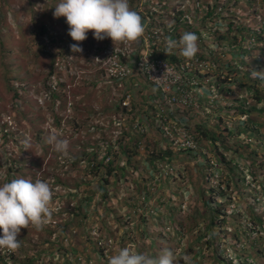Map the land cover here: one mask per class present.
Masks as SVG:
<instances>
[{"label": "clouds", "instance_id": "1", "mask_svg": "<svg viewBox=\"0 0 264 264\" xmlns=\"http://www.w3.org/2000/svg\"><path fill=\"white\" fill-rule=\"evenodd\" d=\"M116 1L33 0L34 3L26 4V6L33 9L38 3L41 8H44L43 11L48 14L47 17H41L42 10L37 14V18L42 19L40 20L42 23L36 25L35 28L37 29L33 34L34 42L39 47L38 53H45L52 60L55 54L60 53L64 58V62H68L69 66L72 67L71 73L68 74V80L62 79L61 75L60 78L50 79L52 74L51 69H48V77L51 81L47 85L44 84V98L51 103V117L58 132L63 131L64 123L67 124L63 117L59 115V112L61 115L70 118L71 107L72 114L75 113L74 109H76L70 97L72 88L76 85L77 80H80L78 77L80 72L76 70L75 61L72 60L74 55H76L74 60L83 57L87 65L88 75L82 84L91 89L101 88V92L88 105V114L80 116L89 121L92 118L110 114L113 119L111 121L113 126H124L127 131L119 132V135L114 137V142L100 141L99 139H103L100 131V138L91 142L89 140H79L74 135L76 141V144H73L74 153H53V165L60 164V167L66 166L69 168H74L78 164L82 165L80 177L77 180H72L71 185L73 186L69 187L58 178H41V182L45 184L51 186L55 184L52 188L53 191L55 188H63V196L68 199L74 200V197L82 196L77 199L75 205H72L67 216H73L74 213H77V206L85 214V218H83L84 225L81 227L85 230L83 235L85 234L86 244L76 245L73 243L69 237V231L77 227L73 220L67 219L65 222L60 221V224L66 228V234L61 237L64 238L61 241L64 246L74 249V251L69 252L66 257H61L56 251L57 243H55V239L60 237L61 227L57 228L56 225L59 223H54V217L59 207L49 205L51 198L44 199L40 197L41 201L35 203L36 205L31 208V219L23 209H21L18 216H27L30 221L39 222L38 226L33 224V227H40L46 230L48 234H51L53 227L54 230L59 229L58 233L53 234L56 238L51 242L47 241V245L51 247V250L45 251L48 257L47 264H52L53 261L51 262L50 259L53 260L52 258L55 255L57 256L54 260L55 264L136 263V252L133 251V246L129 244L131 241L129 234H123L122 242L119 240L120 234L116 243H114L115 236L111 238L109 230L107 232L101 231L100 225L97 226V223H91L90 219L93 216H88V202L85 201L88 195L86 185L92 180V174L95 171L93 166L96 161L91 158L90 154L96 152V155L105 156L101 166L106 167L109 163H112L121 168V170L115 169L109 176L105 171L100 173V178L108 182L106 187L109 197L107 209L110 211L112 219L110 222L117 224L114 218L127 221L128 227L121 228L129 231L134 230L133 227L146 230L159 228L153 234L154 238L159 240L157 244H162L161 241H163L169 247L175 249L172 254L160 256L162 263L181 264L177 262L178 258L175 256L180 249L176 248L187 241L185 240L186 236L190 238L194 234H197L196 238L201 240L202 244V232H204L208 236H215L216 241L212 245L218 241H223V244L229 248L228 250L222 247L221 250H218L212 246L207 251L209 254H213L214 249L219 254L221 262L264 264V173L260 172L258 167L252 168L248 167L246 163H242L239 165L238 172L234 171L231 174L227 180L229 185L225 187L223 182L225 181L226 172L221 170L218 163L213 159L211 151L207 147L206 142L208 140L199 135L202 132L199 123L203 121V112H215L219 115L231 112L237 121L236 127L242 129V122H245L247 117L245 114L233 113L232 108L238 107L240 111H245L247 107H254L255 101L246 92L237 91L236 85L220 69L213 76L214 81L216 78L218 80L213 83V86L208 85L207 81L212 79L210 72L215 68L213 62L198 57L191 59L189 51H186L185 57L182 56L183 35L186 39L192 31H199L204 39L207 38L205 41H198L199 48L208 46L210 52H213L212 56L226 52L218 51L220 45L218 42H225L230 38V43H232L231 36L237 33L235 31L226 33L225 29L228 24H231L235 29L238 28L240 35L243 37H251V29H254L260 35L261 40L264 41V22L259 23V20L255 24L247 23V16H245L253 14L249 11L253 7V2L246 1L247 6L241 8L246 14L243 15L242 13L241 17L235 16L233 12L231 17L227 15L222 17V8L225 6L223 13H226L231 11L230 9L227 10L230 6L228 5L229 2L232 1L233 6L237 2L234 3L233 0H223V3L220 0H214L216 3H211L209 0H128L126 4H120ZM260 3H264V0H260ZM123 7L124 9H122ZM31 16L33 19V12H31ZM173 30L179 37L177 39L178 46L174 45L175 41H173V44L166 37ZM153 32H160L162 39L155 38L149 44H145L144 35L153 36ZM224 33H226L224 36L218 37ZM146 45L148 46L149 59L161 61L173 69L180 78V85L171 88L168 92H163L136 69L137 58L146 49ZM222 46H225V44ZM228 47L230 49L229 45ZM262 47L264 46L259 44L258 56L256 57V52L254 54L255 59L259 57ZM114 54L117 55L115 60L118 67L121 68L120 73L117 75L110 74L104 64L106 58ZM35 55L39 56L36 53ZM165 55L167 57L168 55L174 56L176 63H169ZM228 58L225 54L221 59L225 61ZM243 60V58L240 59V61ZM258 63L259 60L257 59ZM257 72L259 76L256 77L258 84L255 88L258 97L263 98L264 71L260 68V65L257 66ZM137 79L146 86H151V91L140 96L136 87ZM229 84H232V86H228ZM46 88L56 95L55 99L52 100L49 97ZM147 88L145 91H148ZM110 91L117 93L114 100V97L108 99ZM96 99L100 100L96 101ZM95 101L100 106L99 109L96 108ZM139 103H142V105ZM54 104L60 105L61 109L54 110ZM261 104L262 102L256 108L263 109L264 106ZM190 113L193 115L192 119ZM261 114L264 115L263 112L254 113L251 115L252 120L262 121L258 118ZM180 117L184 119L183 122L180 121ZM71 118V123L76 131L75 119L74 117ZM187 120H191V124L187 123ZM224 122L225 120L221 117L218 120L211 118L208 121L209 125L206 124V127L210 129L212 126L216 127V125ZM98 126L100 125H86L87 131L95 132ZM91 127L92 129H90ZM68 129L73 131L69 126ZM106 129L103 127L102 132L104 133ZM3 130L4 126L0 125L1 148H5L7 144L5 138L7 131L4 132ZM114 132L113 128L111 133ZM246 134H249L248 129L243 135ZM240 138L242 137L238 136V139ZM244 141L249 144L253 140L244 138ZM28 142L30 141L28 140ZM59 142L61 141L59 140ZM120 148L124 149V152ZM158 149L163 150L162 154L157 153ZM166 151H169L170 154H167ZM218 151L224 153L219 146ZM113 153H116V155H113ZM175 153L184 156L186 162L181 160L171 161V157ZM149 156L151 157L149 158ZM24 162L26 164L25 167L23 166L25 177H30L32 180L40 179L33 178L34 171L41 176V165L37 163L38 161ZM7 168L10 167H5L4 175H8L13 170L10 168L7 173ZM20 169L22 168L20 167ZM190 178L192 183H189ZM176 179H186L188 181L196 195L194 200L186 203L183 201L184 185L182 184H179L181 188L179 199L176 198L175 186L178 184L175 182ZM120 180L124 184L123 195L117 199L116 189L119 187ZM96 181V179L93 180V183ZM8 182H10L9 185ZM31 184V182H26L23 185V187H30L26 188L25 197L28 192L33 191ZM12 186V180L10 179H5L3 184L0 183V202H4L7 207L10 206L13 209L18 202H24L25 198L14 193L15 189ZM79 187H82V189L77 192L76 190ZM171 187L173 191L170 192ZM52 189L50 187L47 191ZM165 191H167V195H165ZM235 196H237V199L234 198ZM168 199L170 201H167ZM173 199L178 202V205L170 203ZM210 199L213 201L212 209H223V211H220L222 215H217L218 217L215 219L217 224L213 227L209 226V219L200 218L204 213V203H208ZM46 200H49V202L45 203ZM89 204L94 206L95 197L90 199ZM114 204L116 206H113ZM167 207L171 209L172 214L170 216H167ZM61 211L63 213V209ZM100 212H102L101 209ZM59 214H61L60 210L57 215ZM14 216L15 213L13 216H7L0 211V228L7 230L8 223ZM76 219L82 220V217ZM22 222L23 220L20 223ZM70 222H72V228H67L66 224ZM180 224H186L189 233L187 235L180 234L183 238L179 240L177 235L182 229ZM161 226L162 229H160ZM232 226H235V229ZM94 233H96L95 238L93 237ZM66 236L67 238H65ZM141 241L144 244L147 243V240L143 237ZM171 242H174V245H170ZM254 244L257 248L251 251V246ZM91 247L94 248L97 254L91 253ZM246 251L247 253H245ZM228 252L232 256H229ZM204 256L206 257L207 254H204ZM0 257L2 259L6 257L5 261L7 263H13V253L9 249L2 250ZM141 257L146 264H153V259L142 255ZM28 263L33 264V260L31 259ZM183 264H198V261L191 263L190 257H185L183 258Z\"/></svg>", "mask_w": 264, "mask_h": 264}, {"label": "rangeland", "instance_id": "2", "mask_svg": "<svg viewBox=\"0 0 264 264\" xmlns=\"http://www.w3.org/2000/svg\"><path fill=\"white\" fill-rule=\"evenodd\" d=\"M32 1L33 0H0V125H2V127L4 126V132L7 131L5 134V138L7 139L6 147H0V183H5V179L12 180V187L15 189L14 193L25 198L24 202H18L17 205L13 207V209L10 206L7 207L4 202H0L1 212L5 213L7 216H13L15 213V216L8 223L7 230L0 228V252L4 249H9L12 251L14 257L13 263L8 262L7 264H29L28 261L31 259L33 260V264H47L48 257L45 251L51 250V247L47 245V241H53V239L56 238V236L53 234L59 232V229L54 230L53 227L51 234H48L46 230H43L40 227H33V224L38 226L39 222H34L32 220L30 221L27 216H18L21 209H23L30 218L32 210L31 208L33 205H36L35 203L41 201L40 197H43L44 199L51 198L49 205L52 207H59L54 217V223L60 224V221L65 222L68 219L69 216H67V213L72 208V205H75L77 203V199L82 197L78 195L74 197V200L68 199L67 197L63 196V188H55L53 191L52 188L55 186V184L51 186L41 182L42 179L54 177L58 178L59 180L63 181L64 184H67L69 187H71L73 186L71 185L72 180H77L80 177V171L82 170L81 164L76 165L74 168H69L66 166L60 167V164L53 165V153H74L73 144H76L74 135H76V138L79 140H89L91 142L97 141L100 138V131V133H102L101 136L103 137V139H99L100 141L105 140L114 142V137L119 135V132L127 131L124 126L114 127L111 123L113 119L110 114L92 118L89 121L85 120V117L80 116L88 114L87 107L90 102L97 97L98 93L101 92V88L98 87L91 89L82 84L83 80L88 75L87 65L85 64L83 57H79L74 60L76 56L74 55L72 56V60L75 61V68L81 73H78L80 80H77L76 85L74 88H72V94L70 95L76 109H74L75 113L72 114L73 110L71 107L69 112L70 118L61 115L59 112V115L63 117L67 124L64 123V127L62 128L63 131L58 132L54 124V120H52L51 117V103L50 101L47 102L44 98V84H49V81H51L50 79L60 78V75L62 79L68 80V74L71 73L72 67L69 66L68 62H64V58L60 55V53L55 54L53 60L52 58L46 56L45 53H38L39 47L37 43L34 42L35 40L33 34L37 29L35 28L36 25H40L42 23L40 20L42 19L37 18V14L41 10V17H47L48 14L43 11L44 8H41L38 3H36L37 6H35L33 9L26 6L27 3H34ZM209 1H211V3H216L214 0ZM246 1L247 0H239L235 6H233V2L230 1L228 4L230 6L227 8V10L230 9L231 11L223 13L225 10L224 6V8L221 10L222 17L225 15L231 17L232 12L235 13V16L237 17H241L242 13L245 15L246 13H244L241 8H245L247 6ZM250 1L253 2V7H251L249 11L253 12V14L245 15L247 16L248 20L247 23L255 24L259 20V23L264 22V3H260V0ZM116 2L120 4H126L128 0H117ZM220 2L223 3V0H220ZM122 9H124V7ZM31 12L34 13L33 19ZM6 41H8V43ZM229 43L230 38L225 42L219 41L218 44L220 45L218 51L222 50L228 52L230 50L228 47ZM224 44L225 46H222ZM7 50H10L9 54L6 52ZM90 50L92 51V49ZM35 53L39 56L35 55ZM50 63L51 67L49 68ZM256 65L259 66V64ZM48 69H51L52 77L50 79L48 77ZM249 74L250 73L248 72L244 73L245 77ZM258 76L259 75L257 74L255 77ZM228 86H232V84H229ZM136 87L140 96L146 95V93L152 89L151 86H146L139 79L136 80ZM146 87H148V91H145ZM236 89L237 91L244 92L242 87V90L240 88ZM12 90L18 96L17 98H20L19 100L12 99ZM116 95V92L110 91L108 99L114 97V100ZM97 100L100 99H96V101ZM139 104L142 105V103ZM261 105L264 106V103L262 102ZM105 106L108 107L107 105ZM96 108L99 109L100 106L96 104ZM53 109L58 111L61 109V106L54 104ZM202 115L203 121L199 123V126L201 131L206 134H213L220 129H227V133L229 134V131L232 129V127L237 126V121L231 112L224 113L222 115H219L215 112H203ZM13 117L14 119H12ZM71 117H74L75 119L73 120L75 121L77 127L76 131L74 130V126L71 123ZM219 117L225 120V122L217 125L216 127L212 126L210 129L206 127V124L209 125V119L215 118L218 120ZM190 118H193L192 113H190ZM258 118H260L264 123L263 114L259 115ZM179 119L182 122L184 121V119L181 117ZM186 122L191 124L192 121L187 120ZM86 125L100 126H98L94 132L90 130L87 131ZM68 126L73 131H70ZM103 127L107 128L104 133L102 132ZM113 128L115 132L111 133ZM262 128L263 126L259 127L261 130ZM90 129H92V127ZM81 134L83 135L81 136ZM28 140L30 142H28ZM59 140L61 142H59ZM12 151H14V153H12ZM18 156L19 160L17 161ZM177 160L186 162V158L184 156L175 153L171 157V161L175 162ZM24 161H38L37 163L41 165V176L36 171H34L33 178L40 179L32 180L30 177H25L26 174H24L25 170L23 166L25 167L26 164ZM5 167H10L13 170L8 173V175H4ZM20 167L22 169H20ZM189 180V183H192L191 178ZM26 182L32 183L31 188H33V191L28 192L25 197L24 193L27 192L26 188H30L23 187ZM175 182L178 183L175 186V195L177 199H179V193L181 189L179 184L184 185L182 199L185 203L196 198L194 190L191 188V185L188 184L186 179H176ZM4 185L6 186V184ZM123 186V181L120 180L119 187L116 189L117 199L121 198L123 195ZM50 187L52 190L47 191V189ZM81 189L82 187H79L76 191L78 192ZM71 190L73 191V189ZM171 191H173L172 187L170 188V192ZM165 195H167V191H165ZM234 198L237 199V196ZM167 201L170 200L168 199ZM44 202L47 203L49 200ZM170 203L173 205H178V202L174 199ZM194 203H196V201H194ZM113 206L116 205L114 204ZM61 209H63V213ZM59 210L61 214L57 215ZM120 212L121 211L119 210V213ZM22 220L23 222L20 223ZM70 220L72 221L73 218L71 217ZM66 225L67 228H72V222L67 223ZM96 225L98 226V224ZM232 228L235 229V226H232ZM100 229L103 232H107V230H109L111 235L115 236L114 243H116V240L121 233H126L127 235L129 234V236H131L130 239L132 241L133 248L139 250V255L147 256L151 252L156 250L158 251L159 249L156 247L153 235L154 232L159 228L156 230H146L139 227H134V230L129 231L124 230L119 226V224H115L114 222H110L109 224L105 222V226L101 225ZM160 229H162V226ZM84 231L85 230H83L82 227L73 228L69 231V237L73 243L76 245H79L80 243L86 244L85 234L83 235ZM95 235L96 233H94V238ZM196 235L194 234L190 238L186 236L185 240L187 241H184L183 244L176 249H183L187 246L201 248L203 245L200 242L201 240L196 238ZM142 237L147 240V243L143 244L141 241ZM161 243L164 245L166 244L163 241H161ZM170 245H174V242H171ZM213 246L218 250H221L222 247H225V249L229 250V248L223 244V241H218ZM255 248H257V246L254 244L251 246V251ZM245 253H247V251ZM227 254L232 256V254H229V252ZM56 257L57 256L55 255L52 258L53 260L50 259L51 262L53 261L52 264H55L54 260ZM241 257L243 258L242 252ZM201 264H206L205 256H203Z\"/></svg>", "mask_w": 264, "mask_h": 264}, {"label": "trees", "instance_id": "3", "mask_svg": "<svg viewBox=\"0 0 264 264\" xmlns=\"http://www.w3.org/2000/svg\"><path fill=\"white\" fill-rule=\"evenodd\" d=\"M234 3L238 2L239 0H233ZM263 1V0H262ZM226 33H230L232 31H235V33L231 39L232 43L229 44L230 46V51L228 52H221L217 53L215 56L213 55V52H210L208 46H204L203 48H199L200 46L197 44L198 41L202 42L207 40V38H203L200 34L199 31H192L190 32L189 36L186 37L183 35V49L182 53L185 57L186 51L190 52V57L191 59L193 58H203L205 60L211 61L215 64V68L213 69L212 72H210V76H212L211 80L207 81L208 85H212L213 83L218 80L214 81V74L216 71L219 69L222 70L223 74H225L226 77L230 78V80L236 85L237 88L242 87L244 89V92H246L253 100L255 101L254 107H247L246 110L240 111L239 108L234 107L233 113H238V114H245L246 115V121L242 122L243 126L242 129L234 127L229 131V134L227 133V129H220L219 131L217 130L215 133L211 134H206L201 132L199 134L200 136L204 137L208 141L207 147L208 150L211 151V155L213 156V159L218 163V166L220 167L221 170L225 171V181L223 182L225 187H228L229 177L231 174L236 171L238 172L239 165L242 163H246L248 167H258L259 171L264 173V123L262 121L256 122V119L251 118V115H253L256 112H263L264 113V108L263 109H257L256 106L260 102H264V97H258L257 91H256V85L258 84V81H256V75L258 74L257 72V59L259 60V65L260 68L264 71V47L261 48L260 55L257 59L254 58V54L256 52V57L258 56V50H259V44L264 46V41L261 40L260 35L257 33L256 30L251 29V37H243L240 35V30L238 28H233L231 24H228L226 29ZM259 32V30H258ZM226 33L219 35L218 37L221 38L224 36ZM239 34V35H238ZM167 39L171 40L172 43L175 41L176 46L177 44V39L178 34L173 30L170 35H166ZM182 38V37H181ZM225 39V38H222ZM220 40V39H217ZM8 43V41H6ZM8 54L10 53V50H7ZM27 52V51H26ZM199 52V53H198ZM227 55L229 58L227 60H222L221 58L223 55ZM165 57L168 59L169 63H176L174 61V56L168 55V57L165 55ZM249 60H245L247 58H250ZM243 58V61H240V59ZM190 59V60H191ZM213 59V60H212ZM215 60V61H214ZM209 68V67H208ZM207 68V69H208ZM250 73L245 77L244 73ZM264 86V82L262 83ZM48 87V86H47ZM45 88V86H44ZM47 89V88H46ZM241 89V90H242ZM49 97L53 100L56 98V95L51 93L49 89H47ZM243 92V91H242ZM13 100H19L20 98H17L18 96L14 91L12 90ZM239 106V105H238ZM236 109V110H234ZM258 121V120H257ZM220 125V124H218ZM217 126V125H216ZM260 126H263L262 130L259 129ZM246 129H248L249 134L243 135L246 133ZM238 136H241L242 138L238 139ZM244 138L246 139H252V143H246L244 141ZM218 146L222 149V151L225 153L223 155L218 151ZM122 152H124V149L120 148ZM163 150L158 149L157 153L160 155L162 154ZM167 154H170L169 151H166ZM247 155H244V154ZM113 155H116V153H113ZM91 158L95 161L96 163L94 164L93 168L95 171L92 174V180L87 186L86 193L88 194L87 197L85 198V201L88 202L87 209L89 210L88 216H93L90 220L91 223H97L98 225H103L105 226V222L109 223L112 219L110 217V211L107 209V202L109 200L108 193H107V186L108 182L107 180H102L100 178V173L101 171H105L106 174L109 176L112 171L115 169L121 170L117 165H114L112 163H109L106 167L101 166L103 165V160L105 156L103 155H96L95 153L90 154ZM151 156H149L150 158ZM158 158V157H157ZM152 160V159H150ZM10 171V168H7L6 172L8 173ZM97 180L95 183H93V180ZM93 183V185H92ZM10 182H8V185ZM145 199L147 198L146 193H145ZM95 197V204L90 205L89 201L91 198ZM213 206V201H210L208 203H204L203 208H204V213L200 216L202 219H209V226L213 227L217 222H215L216 218L218 217L217 215H222L220 214V211H223V209H212ZM77 213H74L73 216H69L68 219L73 218V221L75 222V226L77 228L81 227L84 225L83 223V218H85V214L81 212V209L79 206L76 207ZM100 209L102 212H100ZM167 213L168 216H170L171 209L167 207ZM71 215V214H70ZM82 215V216H79ZM77 217H82L81 219H76ZM104 218V219H103ZM116 220V223L119 224L120 227H128L127 226V221H120L118 218H114ZM57 228H60V234L58 238L55 239V243L57 248L56 251L61 255V257H66L69 252H73L74 249H71L67 246H64L62 243L61 237H64L66 234V228L63 225L57 224ZM182 227L180 233L177 235V238L180 240L183 237L180 235H187L189 233V229L186 226V224L181 225ZM107 229V228H106ZM134 229V227H133ZM132 230V229H131ZM219 232V231H217ZM110 233V231H109ZM203 233V241L202 244L203 246L200 247H193V246H187L183 249H180L175 256L178 258L179 263L183 264V258L185 257H190L191 263H196L198 261V264H201V261L203 260L204 254H207L205 257L206 264H232V262H221V258L219 257V254L213 249V254H209L207 251L213 246L212 243L216 241L215 236L213 235L208 236L204 232ZM111 234V233H110ZM123 234L121 233L119 240L122 242L123 240ZM131 235V232H130ZM131 236H129L130 238ZM67 238V236L65 237ZM111 238L113 236L111 235ZM156 247H158V251H153L150 254H148L147 258L153 259V264H165L161 262L160 256H166L169 254H172L175 252V249L169 247L168 244H157L159 241L158 239L154 238ZM130 245L133 246L132 241L129 242ZM144 244V243H143ZM91 253L97 254V252L94 250L93 247H91ZM133 251L136 252L135 258H136V263H128V264H146L138 253V249L133 248ZM158 253V254H156ZM6 258V257H5ZM5 258L2 259L0 257V264H6L7 261H5ZM148 264V263H147Z\"/></svg>", "mask_w": 264, "mask_h": 264}, {"label": "built area", "instance_id": "4", "mask_svg": "<svg viewBox=\"0 0 264 264\" xmlns=\"http://www.w3.org/2000/svg\"><path fill=\"white\" fill-rule=\"evenodd\" d=\"M160 35V32H153V36L149 34L144 35V43L149 44L155 38L161 40ZM147 47L146 45V49L138 56L136 69L143 73L151 83L163 92H168L171 88H176V86L180 85V78L173 69L161 61H152L149 59ZM120 54L123 55L122 52ZM116 57L117 55L114 54L106 58L104 63L107 71L113 75L119 74L121 69L116 63Z\"/></svg>", "mask_w": 264, "mask_h": 264}]
</instances>
